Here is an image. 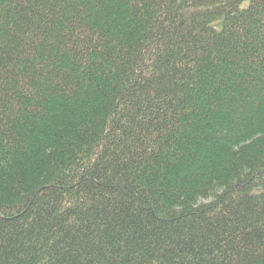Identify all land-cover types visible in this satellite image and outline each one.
Listing matches in <instances>:
<instances>
[{"label":"trees","instance_id":"16d2710c","mask_svg":"<svg viewBox=\"0 0 264 264\" xmlns=\"http://www.w3.org/2000/svg\"><path fill=\"white\" fill-rule=\"evenodd\" d=\"M0 264H264V0H0Z\"/></svg>","mask_w":264,"mask_h":264}]
</instances>
